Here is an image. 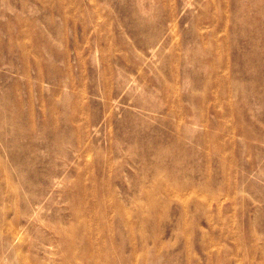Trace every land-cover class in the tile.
<instances>
[{"label": "rangeland", "instance_id": "obj_1", "mask_svg": "<svg viewBox=\"0 0 264 264\" xmlns=\"http://www.w3.org/2000/svg\"><path fill=\"white\" fill-rule=\"evenodd\" d=\"M0 264H264V0H0Z\"/></svg>", "mask_w": 264, "mask_h": 264}]
</instances>
